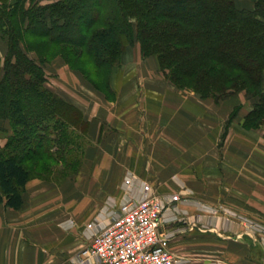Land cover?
I'll return each instance as SVG.
<instances>
[{
  "label": "crops",
  "instance_id": "crops-1",
  "mask_svg": "<svg viewBox=\"0 0 264 264\" xmlns=\"http://www.w3.org/2000/svg\"><path fill=\"white\" fill-rule=\"evenodd\" d=\"M46 65L61 73L49 87L89 122V143L76 172L31 178L19 209L0 203V264H96L85 253L93 236L122 203L143 198L145 185L179 196L161 221L178 264H264L256 236L259 221L264 227V128L244 125L254 98L240 91L216 101L181 90L138 41L113 72L110 99L64 62ZM1 127L3 147L12 130L8 121Z\"/></svg>",
  "mask_w": 264,
  "mask_h": 264
},
{
  "label": "trees",
  "instance_id": "trees-1",
  "mask_svg": "<svg viewBox=\"0 0 264 264\" xmlns=\"http://www.w3.org/2000/svg\"><path fill=\"white\" fill-rule=\"evenodd\" d=\"M0 36V122L12 130L0 146L6 206H22L31 178L68 176L80 164L74 135L87 134L89 122L47 85L45 64L58 54L110 99L105 69L138 41L181 90L216 101L244 91L256 100L244 125L264 128V0L250 8L236 0H0Z\"/></svg>",
  "mask_w": 264,
  "mask_h": 264
},
{
  "label": "built area",
  "instance_id": "built-area-1",
  "mask_svg": "<svg viewBox=\"0 0 264 264\" xmlns=\"http://www.w3.org/2000/svg\"><path fill=\"white\" fill-rule=\"evenodd\" d=\"M144 191L143 198L122 203L120 213L93 236L85 253L96 264H178L161 221L168 203L179 196L156 194L150 185Z\"/></svg>",
  "mask_w": 264,
  "mask_h": 264
},
{
  "label": "rangeland",
  "instance_id": "rangeland-1",
  "mask_svg": "<svg viewBox=\"0 0 264 264\" xmlns=\"http://www.w3.org/2000/svg\"><path fill=\"white\" fill-rule=\"evenodd\" d=\"M56 58H61V59H56ZM56 60V61H53V60ZM58 60V61H57ZM59 62H61L60 63V65H59ZM63 62L68 66V68L69 69H71V70H73V71H76V72H79L82 76H83V78L92 86V87H94L95 88V86H94V84L91 82V81H89L87 78H85L84 77V75L79 71V70H76V69H73V68H71L70 66H69V64L66 62V60L60 55V54H58V55H56L50 62H48V63H50L52 66H58L59 65V68L60 67H62L63 66ZM47 64V63H46ZM45 64V67L47 66ZM86 64H88V63H86ZM117 65H119V62L117 61V60H115L114 62H112L111 63V65H109V67H107L106 69H105V75L103 76L104 77V80H105V82L108 84H110V82H111V77H112V75H113V72H114V70L116 69V67H117ZM62 70V69H61ZM55 71V74L54 73H49V71H47L48 73H46L47 74V85L49 86L50 85V83L52 84V86L53 87H56V85L60 82V79H57L56 80V77H58V76H61V73L60 74H58V69L57 68H55L54 70H53V72ZM90 72H92V71H90ZM62 73H64L63 71H62ZM63 75H65V74H63ZM51 77V78H50ZM53 82H55V83H53ZM97 89V88H96ZM99 90V89H98ZM100 91V90H99ZM76 133V132H75ZM1 135V134H0ZM74 136H76L77 137V139H76V141L74 142V144H73V156L74 157H76V159H75V162L76 163H80V160H81V158H82V156H83V154H84V151H85V148H86V146L88 145V143H89V138H88V136H87V134H80V133H76V135H74ZM72 155H71V157H72ZM63 169H64V167H62ZM61 168V170L60 171H62L63 169ZM60 171L58 172V173H60ZM72 171V168L71 169H67V171L65 172V174H67V173H69V172H71ZM63 176H65L63 173L62 174H57V172H56V174H54L52 177L53 178H56V179H58V178H61V177H63ZM256 236H257V239H258V243H257V250H258V252H259V257H261L263 254H264V227H263V224H262V222L261 221H259V225H258V230L256 231ZM91 257V256H90ZM181 259H182V257H181ZM181 261V260H180ZM181 263V262H180ZM179 263V264H180Z\"/></svg>",
  "mask_w": 264,
  "mask_h": 264
},
{
  "label": "water",
  "instance_id": "water-1",
  "mask_svg": "<svg viewBox=\"0 0 264 264\" xmlns=\"http://www.w3.org/2000/svg\"><path fill=\"white\" fill-rule=\"evenodd\" d=\"M264 258V257H263Z\"/></svg>",
  "mask_w": 264,
  "mask_h": 264
}]
</instances>
